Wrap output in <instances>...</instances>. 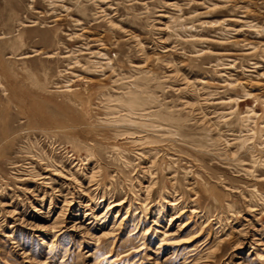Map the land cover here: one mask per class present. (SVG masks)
<instances>
[{
    "label": "rangeland",
    "instance_id": "1",
    "mask_svg": "<svg viewBox=\"0 0 264 264\" xmlns=\"http://www.w3.org/2000/svg\"><path fill=\"white\" fill-rule=\"evenodd\" d=\"M0 264H264V0H0Z\"/></svg>",
    "mask_w": 264,
    "mask_h": 264
}]
</instances>
